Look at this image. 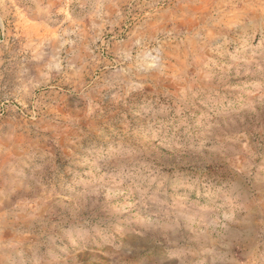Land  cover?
Wrapping results in <instances>:
<instances>
[{
  "label": "rangeland",
  "instance_id": "rangeland-1",
  "mask_svg": "<svg viewBox=\"0 0 264 264\" xmlns=\"http://www.w3.org/2000/svg\"><path fill=\"white\" fill-rule=\"evenodd\" d=\"M0 264H264V0H0Z\"/></svg>",
  "mask_w": 264,
  "mask_h": 264
}]
</instances>
